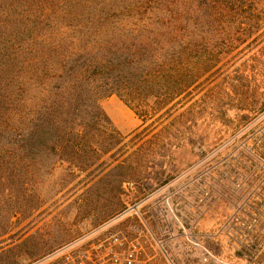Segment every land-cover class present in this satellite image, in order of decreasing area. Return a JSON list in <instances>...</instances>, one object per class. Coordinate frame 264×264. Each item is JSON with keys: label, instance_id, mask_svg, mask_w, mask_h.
Listing matches in <instances>:
<instances>
[{"label": "rangeland", "instance_id": "rangeland-1", "mask_svg": "<svg viewBox=\"0 0 264 264\" xmlns=\"http://www.w3.org/2000/svg\"><path fill=\"white\" fill-rule=\"evenodd\" d=\"M119 23L126 30L113 39H172L166 62L184 89L150 114L104 98L120 135L109 154L80 141L65 156L72 164L55 165L45 136L0 154V264H40L111 233L139 242L140 264H196L203 248L210 264H239L242 186L264 196L255 126L264 116V0H171L140 5ZM138 99L147 107L155 98Z\"/></svg>", "mask_w": 264, "mask_h": 264}, {"label": "trees", "instance_id": "trees-1", "mask_svg": "<svg viewBox=\"0 0 264 264\" xmlns=\"http://www.w3.org/2000/svg\"><path fill=\"white\" fill-rule=\"evenodd\" d=\"M168 2L0 0V154L30 148L26 141L38 136L50 137L55 165L84 141L95 155L109 154L120 135L101 107L104 98L119 95L150 114L180 95L186 81L166 62L172 39H113L126 30L119 20L128 13ZM143 93L153 105L137 103ZM93 135L103 142L93 147Z\"/></svg>", "mask_w": 264, "mask_h": 264}, {"label": "built area", "instance_id": "built-area-1", "mask_svg": "<svg viewBox=\"0 0 264 264\" xmlns=\"http://www.w3.org/2000/svg\"><path fill=\"white\" fill-rule=\"evenodd\" d=\"M257 146L264 155V116L256 120ZM264 172V164L260 166ZM264 193V191H263ZM141 246L120 233L85 243L80 239L52 252L40 264H140ZM203 259L196 264H210L214 256L203 248ZM239 264H264V196H253L250 187L242 186L238 233ZM170 264H176L171 260ZM194 264V263H191Z\"/></svg>", "mask_w": 264, "mask_h": 264}]
</instances>
